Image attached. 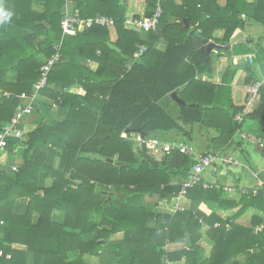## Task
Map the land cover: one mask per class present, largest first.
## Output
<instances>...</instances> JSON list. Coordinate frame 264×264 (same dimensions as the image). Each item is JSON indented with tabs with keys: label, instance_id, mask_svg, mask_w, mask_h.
I'll use <instances>...</instances> for the list:
<instances>
[{
	"label": "trees",
	"instance_id": "16d2710c",
	"mask_svg": "<svg viewBox=\"0 0 264 264\" xmlns=\"http://www.w3.org/2000/svg\"><path fill=\"white\" fill-rule=\"evenodd\" d=\"M127 1L0 0L12 12L0 24V88L11 93L0 97V131L60 41V59L38 92L44 100L32 112L49 113L54 103L65 115L47 114L28 135L17 171L0 167V264H88L85 255L101 264H264V227L254 232L264 219H241L250 207L264 213V188L233 198L220 185H195L186 192L190 207L175 211V195L194 160L178 150L160 158L144 154L126 132L139 128L160 140L155 133L174 131L190 141L185 127L198 124L209 139L205 152L214 153L229 145L245 118L264 120V86L255 109L242 121L234 119L243 108L231 96L236 68L228 66L220 83L198 78L215 69L218 54H207V45L229 46L233 32L245 25L243 14L246 23L254 20L264 29V0H164L149 31L125 26ZM69 3L83 18L102 14L114 25L93 24L62 37L60 21ZM156 3L145 0L144 15L133 17L151 16ZM161 37L166 46L158 51L154 43ZM140 46L145 49L136 57ZM237 46L235 53L248 52L239 48L243 42ZM88 61L97 67L92 70ZM252 80L245 77L243 84ZM164 97L176 111L162 104ZM17 141L8 140L7 148ZM17 199L26 201L25 209L13 214ZM165 200L167 211L161 207ZM234 208L224 219L216 212ZM203 225L213 243L208 257L199 245ZM116 233L121 237L111 238Z\"/></svg>",
	"mask_w": 264,
	"mask_h": 264
},
{
	"label": "crops",
	"instance_id": "0c3cea01",
	"mask_svg": "<svg viewBox=\"0 0 264 264\" xmlns=\"http://www.w3.org/2000/svg\"><path fill=\"white\" fill-rule=\"evenodd\" d=\"M225 1L226 0H218L220 5H223L225 3ZM127 3H128V7H127V11H126L127 16L144 15L145 0H128ZM69 5H70V3H69ZM71 6H72V4H71ZM242 19H243L245 25L243 28H237L233 32V34L230 38L229 46H223V45H220V44L213 42V43H215L219 46H222V47L221 48L212 47V49H211V50L216 49L214 54L215 55L218 54V57H216L214 59L215 69H214L212 75L209 77L206 74L202 73L198 76V78H201L202 80H208V81H211L214 83H220L221 77H222L223 73L225 72V70L228 66H232L233 68H236V74H235L233 81L231 83V96H232V100H233L234 104L239 105V106L242 105V103L244 101V91H243V86L245 85V84H243L244 78L249 77L250 80L253 79L252 81L260 80V78L264 74V58H263L264 36H261V33H260L261 29H263V27L254 20H250V22L248 21L246 23V17L244 14L242 15ZM258 25H260V26H258ZM260 27H262V28L260 29ZM263 33H264V29H263ZM218 34H219V36H221L222 32H217V35ZM261 37H263L262 40H261ZM256 38H257V40H256ZM111 39L112 40L115 39L114 32L111 33ZM242 42L244 43V46L243 47L240 46L239 48L240 49H248V52L244 53V54L235 53V50L238 49L237 44L242 43ZM165 46H166V41L162 37L159 38L154 43V48L158 51H163L165 49ZM222 50H224V51H222ZM217 51H219V52H217ZM248 55H253L252 62L249 61ZM260 60L263 61L262 65L260 64ZM246 63H247V65L249 64L251 66V71L250 70L247 72L243 71V67H244L243 65ZM86 65L89 68H91L92 70H94L97 67L96 63H94L92 61H88L86 63ZM74 92H82V90L81 89H75ZM24 97H26V96L22 95L20 97L21 98V106L25 103ZM237 98H240L241 101L238 102ZM41 100H44V99H39V95H38L37 96V102L41 103ZM161 102L164 103L165 106H167L166 108H171V109L173 108L176 111L174 104H172V102L168 99V97H164ZM47 114H49L52 117H55L57 119H63L65 116L64 114H61V112L60 113L58 112L57 106L54 103H51V109H50L49 113H46L44 111H38V112H32L29 115L25 116L22 119L21 124H20V127L24 132L23 137L21 139H14V140H19V141H17L15 144L10 146V148H7V155H9L10 158L13 157L12 162L10 161L11 163H8V157L6 158V163L8 166L16 165L17 167H19L22 164V162H23V150L26 147V142H27L28 137H29L28 135L30 133H32L33 130H35L36 128H38L44 122L47 121ZM257 122L262 125V130H263L264 120L263 121L257 120ZM210 131H213V130H210ZM176 133L177 132H174V131L167 133V134L157 132V133H155V135L160 139L159 141H161V142H170L171 141V142L181 143V142L185 141V144L190 145L193 148H195V146L192 144V142L194 141V139H193L194 135H195L194 133L192 134V139L190 141L187 140V138L184 141L180 140L181 138H179V137L172 138V136ZM177 134H179V133H177ZM169 136H171L170 139H172L170 141L168 140ZM163 139H166V140H163ZM186 141H188L189 144ZM195 149H196V151H198L197 148H195ZM244 151L245 150L243 147V140L240 139L238 134L236 133L234 135L232 141L229 143V145L224 147V149L222 148L221 152L219 151L220 157H219L217 163L211 169V173L213 174V178L210 179L209 177H207V175L205 176V178L208 179L210 182L215 183L216 185L234 186L237 189H240V188L254 189V188H256L258 190L260 188H264V167L258 168L254 162H251L252 159H251L249 153L247 152V154H246V153H244ZM204 152H200V153H204ZM260 153L262 154V156H264V152H260ZM234 154L235 155L237 154V156H235V157L232 156ZM224 157H230L232 159V162L225 163V161L223 160ZM251 163H252V165H251ZM57 164H58V160H55L54 166H56ZM48 182H49V180H47V183ZM227 194L233 198H237L241 195L240 193H236V194L227 193ZM25 204H26V201L24 199H17L16 203H15V207L12 209V213L15 214V213L23 212L25 209ZM181 205L183 206L182 210L188 209L191 205V202L185 196V198H183V200H181ZM178 210H181V209H178ZM236 210H237V208H234V209H231L228 211L223 210V209H217L216 212L220 217H222L224 219L225 217L232 216ZM253 216H258L261 219H264V213L257 211L253 207L248 208L242 214L241 219H243V221H250ZM260 224H263V223H260ZM260 224H258V225H260ZM208 229H209V226L203 225V227L201 229L202 238L199 241V245L202 247L203 255L205 257H208L210 255L211 250L213 248V245H212L213 243L211 241H209L205 235L206 231ZM120 237H121V234L116 233L111 238L119 239ZM181 244H182V242L173 243V244L171 243L170 247H177V246H180ZM11 247L12 248H18V245L13 244ZM9 257H10V255L8 254L7 258H9ZM84 258L88 264H101L102 263L101 259L97 256L85 255ZM182 263H183V260L176 262V263H170V264H182Z\"/></svg>",
	"mask_w": 264,
	"mask_h": 264
},
{
	"label": "built area",
	"instance_id": "2783aa9c",
	"mask_svg": "<svg viewBox=\"0 0 264 264\" xmlns=\"http://www.w3.org/2000/svg\"><path fill=\"white\" fill-rule=\"evenodd\" d=\"M164 0H157L155 12L151 16H140L133 17L127 16L125 19V26L127 28L149 31L156 28L159 15L162 12L161 3ZM93 24H98L101 26L112 27L114 25V20L108 16L97 14L94 17L83 18L80 16L79 11L77 9H66L64 15L60 21V26L62 30V37L66 35H74L77 32H81L84 29L92 26ZM60 46L61 41L54 45L55 52L46 59V61L40 67V77L37 82L33 85L32 92L30 95L24 97L25 103L18 109V111L11 117L10 121L5 124L0 131V167L4 166L6 168H10L12 171H17L18 167L16 165L8 166L6 163L7 158V145L9 139H21L24 135L23 130L20 127L22 119L29 115L35 103L37 102L38 92L41 88H43L47 84L48 80V72L50 68L60 59ZM144 47L140 46L139 50L136 52L135 56H140ZM249 61L252 62L253 55H248ZM264 86V74L260 78V80L251 81L248 84L243 86L244 91V101L242 103V111L240 113H236L234 115V119L237 121H242L244 116L250 114L256 107L260 95L259 88ZM11 93L7 91H3L0 88V97L9 98ZM238 136L246 138L251 144H253L259 152H264V139L254 136L253 134H244L241 130L237 131ZM133 140V138H131ZM136 140V144L139 147H142L143 142L145 143L146 150H151L152 153L157 154L161 152L169 153L173 150H178L179 152L191 157L194 160V164L192 165L186 179L182 182L181 188L179 192L175 195L174 202V210L183 209L181 205V200L185 198L186 192L188 189L192 188L195 185H201L203 188H211L215 186V183L210 182L205 178L209 177L213 178V174L211 173L212 167L217 163L220 153L219 152H204L198 153L192 146L187 145L185 143L179 142H161L155 138H141L139 134L133 140ZM223 160L225 163L232 162L230 157H224ZM211 168V169H210ZM222 189L231 194H256L257 189H249V188H240L237 189L234 186H222ZM162 204L164 207L168 208L167 201H163ZM162 205V206H163ZM2 221L0 220V223ZM218 224L216 223V226ZM228 227V226H227ZM264 227V223L257 225L254 227V232H259ZM2 250H0V255H2ZM165 264H170L169 262H165Z\"/></svg>",
	"mask_w": 264,
	"mask_h": 264
},
{
	"label": "rangeland",
	"instance_id": "374dc122",
	"mask_svg": "<svg viewBox=\"0 0 264 264\" xmlns=\"http://www.w3.org/2000/svg\"><path fill=\"white\" fill-rule=\"evenodd\" d=\"M66 7L68 8V9H71V6L70 5H66ZM258 26H260V25H258ZM262 27H260V29H261ZM261 36H264V33H263V29H261ZM263 39V37H261V40ZM256 40H257V38H256ZM214 58V57H213ZM46 61V60H45ZM262 60H260V64L262 65ZM240 89V88H239ZM238 90V89H237ZM239 93V92H238ZM237 101L238 102H240L241 101V99L240 98H237ZM162 104H164V103H162ZM174 106L176 107V105L174 104ZM175 111V110H174ZM171 113H173L174 114V112H172L171 111ZM261 121H263V120H261ZM23 125V124H22ZM188 131H190L191 132V134H195L194 135V141L192 142V144L195 146V148H197V150L199 151V152H204V151H206V150H208V147H209V139H208V136H207V132L206 131H203V130H201L200 128H198V124H195V125H193L192 127H188V126H186L185 127ZM240 130L244 133V134H253L254 136H256V137H259V138H263L264 139V132H263V130H262V125L261 124H259L258 122H257V120H253V119H250V118H245V120H243V122H242V124H241V128H240ZM211 132V133H210ZM209 132V134H212L213 133V131H210ZM137 137V134L136 133H133V135H132V138H133V140L135 139ZM170 137L171 136H169V138H168V140L170 141V140H172V139H170ZM174 137H179V138H181L180 140H185L186 139V137L185 136H183V135H179V134H174L173 136H172V138H174ZM239 138L241 139L242 137L241 136H239ZM243 140V147H244V150L246 151H244V153H246L247 154V152L249 153V155H250V157H251V159L253 160H251V162H254L256 165H257V167L259 168V167H264V156H262V154L260 153V152H258V150L256 149V147L253 145V144H251L246 138H243L242 139ZM171 142V141H170ZM188 144H189V142L188 141H186ZM182 143H185V141L184 142H182ZM134 144H135V148L136 149H141L142 147H139L137 144H136V140L134 141ZM194 148V149H195ZM196 150V149H195ZM147 151H148V154H150L151 156H154L155 158H160L161 156H162V153L161 152H159V153H157V154H154V153H152V151L151 150H148L147 149ZM197 151V152H198ZM198 152V153H199ZM232 156H237V154L235 155H232ZM7 157H8V163H11L12 162V159H13V157H9V155H7ZM241 157V156H240ZM11 161V162H10ZM253 163V164H254ZM251 165H252V163H251ZM211 169V168H210ZM161 204V203H160ZM163 205V204H162ZM161 205V207H162V209H164V211H167V209L168 208H166V207H164V205L162 206Z\"/></svg>",
	"mask_w": 264,
	"mask_h": 264
},
{
	"label": "water",
	"instance_id": "95a60500",
	"mask_svg": "<svg viewBox=\"0 0 264 264\" xmlns=\"http://www.w3.org/2000/svg\"><path fill=\"white\" fill-rule=\"evenodd\" d=\"M212 47H217V48H221L222 46H219V45H217V44H215V43H213V42H210L208 45H207V48H206V51H207V54H209V52H210V50L212 49ZM170 96H171V98L177 103V104H184V101L182 100V99H180L179 97H178V95L176 94V92H172L171 94H170ZM126 132H128V133H137V134H139V136L143 139V138H145L146 137V133L145 132H143L141 129H133V130H126ZM142 149H143V152H144V154L146 153V146H145V143L143 142V144H142Z\"/></svg>",
	"mask_w": 264,
	"mask_h": 264
},
{
	"label": "clouds",
	"instance_id": "9594fccd",
	"mask_svg": "<svg viewBox=\"0 0 264 264\" xmlns=\"http://www.w3.org/2000/svg\"><path fill=\"white\" fill-rule=\"evenodd\" d=\"M12 12L0 5V24H6L11 20Z\"/></svg>",
	"mask_w": 264,
	"mask_h": 264
}]
</instances>
